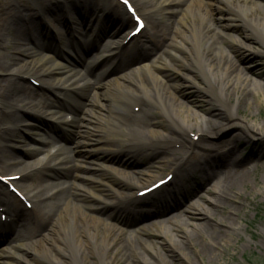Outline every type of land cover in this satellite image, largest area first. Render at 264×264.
Returning <instances> with one entry per match:
<instances>
[{"label":"bare ground","instance_id":"1","mask_svg":"<svg viewBox=\"0 0 264 264\" xmlns=\"http://www.w3.org/2000/svg\"><path fill=\"white\" fill-rule=\"evenodd\" d=\"M26 1L31 6L27 5L24 0H5L6 6L3 8V17L0 19V48H9L5 54L6 60L0 57V69H9L10 74L9 78L0 80V121L17 119L16 111L20 107H24L35 112H47L56 120L58 125H63L65 128H79L82 130L80 132L83 135L81 140L77 141L75 148L69 150V152L73 153L72 161H74L72 167H68L65 170L66 172L72 170V173L67 176L70 182L63 180L53 186L54 184L49 180L46 179L47 182L41 179L44 184L39 185L37 188L34 187V184H26L24 181L34 174L44 178L58 173L59 169L64 170L63 164L68 163L70 159L68 155L65 156L64 148L59 143H54L52 139V144L57 147L53 154L54 158L53 160L49 159L44 164L43 161L25 160L12 155L5 144H0V175L5 178L18 176L17 180L8 181V183L14 186L15 184L18 185L15 187L19 190L21 196H24L28 202L29 200L33 202V212H29L25 206L21 205L23 203L22 199L11 192L7 184L0 180V212L5 214V219L8 215V224H14L15 222L16 227L26 226L27 229H20L16 233H14L15 230L8 228L6 231H0V242L5 240L0 245V264H96V262L97 264H113V257L109 258L108 254L119 249L117 247H120L121 255L125 259L126 264H131L128 262L127 250L126 248H121L119 239L126 234L136 238L141 243L147 244L148 241H143L140 235L148 232V226L140 225L128 230V225L132 218H127L125 213L136 212L140 213L139 215L135 214L138 217H149L155 214H163L169 208H174L173 206L180 202L179 199L182 200L186 195L181 193L182 190H178L182 188L186 179L192 180V177L193 179L195 178V176H192L193 172H200L202 177L199 178L202 180L210 178L207 173L209 170L216 169L217 173L224 172L223 182L229 188H233L235 180L231 183L233 180L230 176L231 168L243 162L245 163V160L251 158H245L244 154H241L237 149V143L241 139L239 135L212 146V144H206V142L196 144L185 133H189V129L195 127L194 135L199 136V138L203 136L202 138H204L207 134L218 133L226 127L235 124L240 130L247 131L246 133H251V130L254 131L256 136L254 135L253 137L264 140V125L255 124L253 125L254 129H252L249 123L235 119L232 114L235 108L234 105H225L226 108L222 107L229 114L226 118H221L218 108L206 110V113L202 114L198 110L183 108L181 103L175 99L168 101L159 90L157 95L151 93L148 90V86L152 84L154 86L158 83L159 79H161L162 69L174 67L167 60L172 51L169 44L163 47L161 52H158L151 60L143 59V56L150 51L160 47L147 34L144 38L133 42L132 45L130 43L133 37L129 38L125 43L116 45H113L112 42L109 43V41L103 42L102 40V43L97 45L101 52L110 48H115V51L108 55H100L99 60L90 67L89 75L82 76L79 70L77 73L73 72L72 70H74L76 64L83 61L82 54L76 53L75 60L64 55L63 52L57 54V46H53L54 44L49 42L47 34L48 36L49 33L52 35L54 30L53 42L58 38L60 45L70 50L73 48L72 53H74L75 51H80L81 48L85 49L92 35L96 38L97 44L99 42V34L106 36L111 31L109 36L112 37L121 30L127 29L134 23L132 16L125 11H116L111 7H103V5L98 7L100 5L96 6L94 4L97 1L104 0ZM212 1L159 0L155 6L151 0L143 2L135 0V5L136 11L140 16L146 17L147 23L155 28L157 26V14L167 12L172 5H181V12L188 13L193 7L202 9L204 5H208ZM235 10L237 11L235 12L237 19H240L254 34L253 39L249 36L245 37L246 39H242L236 34H232L231 29H235V33L239 29L238 25L232 23H224L223 26L230 29H226L227 32L217 27V31L211 34H208L211 30V25H207L205 28H198L193 25L191 38H189V42L187 41L189 46L184 47V50L188 49V53L197 68L191 64L189 66L191 68L194 67L195 71L198 70V73L209 86V90L206 92L211 94L216 102H223L225 98H228L229 92L230 94L235 93L237 84L240 85V89H245L248 85L254 93H260L264 98V84L253 79L256 76L249 78L248 74L238 67L232 54V52L238 55L247 54L248 43H250L248 40L260 43L264 47V0H237ZM67 12L70 14L67 15ZM39 15H42V17L48 15L56 26L52 25L50 31L44 24L37 21V16ZM224 15L226 14L224 13ZM224 15L222 12L220 13V17H225ZM67 16L78 19L76 20L79 26L78 32H80L78 34L71 29L70 36H72L73 41L75 38L76 42L81 41L82 37L86 38L82 43L69 42L70 36H63L61 28L65 24L67 25V21H69ZM135 26L131 30H134ZM97 28H99V31L95 32ZM65 29L67 31V27ZM75 29L77 30V28ZM144 29L145 27L140 33ZM157 30L158 27L155 28V32ZM75 35L76 37H74ZM127 35L128 32L124 38ZM175 35L176 31H171L169 38L174 41ZM45 37L47 38L45 39ZM95 38L91 42L94 45ZM227 39H229V48L220 46V41ZM28 41H31L32 45L28 46ZM144 43L148 48L140 51L139 46ZM201 43L204 44L206 50L208 49L212 53L211 56L205 58ZM47 45L51 49L47 48ZM71 45L72 47H70ZM217 53L223 59H214ZM262 54H264V51ZM19 55H23L24 58L18 57ZM29 57L32 60L28 61ZM19 60L22 64L16 69L11 68L19 63ZM131 60L135 63L128 65L127 69H131L133 76H138V78L127 79L119 77L107 84L99 82L102 77L114 73ZM106 64H108L107 70L99 74L98 76L100 77L93 76L97 66H106ZM232 68H235L237 72L235 83L230 82L231 80L226 77ZM42 75L54 79L53 84L50 85V87L53 85L51 90L54 89V92L59 94H69L71 103L61 99L52 101L39 95L31 97L29 93L31 87L22 81L25 79L29 80L28 76ZM256 75L259 79L264 80V73ZM42 82L46 83V81ZM155 89L157 88L155 87ZM89 90L92 91L93 98L86 106H89L91 115L87 121L79 124L77 108L83 110V106L76 102L78 93H85ZM144 99L154 105H158L166 113L168 111L167 107L174 110L172 112L173 117L169 116V119L173 127L185 134L187 139L184 136H181L179 141L174 140L173 142V140L170 141L169 139L170 142H173L169 150L170 154L158 157L159 160L155 162L160 167H169L168 173H172V178L175 176L174 185L170 188H165L171 179L155 191L145 196H139V191L161 179L153 180L155 179V171H153L152 166L130 170L131 166L128 164L104 156V153L98 155L91 153L90 150L85 153L84 150L90 148L94 137L98 133L95 123L102 126V114H104L102 112H105V109L108 110L107 121L110 122L108 128L111 131V135L126 136V140L135 141L134 137H131L128 132L123 130L121 123L122 121L126 122L123 115L125 111L129 115L131 114L130 117H134V112H128L130 107L140 106L142 108L143 106L144 112L147 111L146 121H137V123H134V121L132 123L135 127L147 129L148 125L146 124L152 120V113H154L155 108L147 104ZM106 100L111 101V107H106L103 102ZM1 105L9 107L8 114L1 111ZM247 105L253 107L258 104L254 105L251 102L247 103ZM63 110L66 114L62 112ZM135 119L136 116L133 120ZM151 123L153 124V121ZM57 130L59 129L55 128L52 131L54 137ZM147 131L155 134L156 139L167 140L162 133L161 135L163 136H157L154 130L148 128ZM141 141L144 143L148 142L142 139ZM41 143L46 144L47 142L41 139L38 144ZM188 143L190 146L187 147ZM33 147L35 148V143ZM28 150L27 154H30V156L40 153L37 149ZM84 154L90 156L92 159L90 164L92 166L102 167V172H92L89 167L83 166ZM40 165L43 168L46 165L51 166L50 169L47 167L46 170L52 174L46 175L45 170L41 172L40 168L42 166L39 167ZM111 175H115L118 178H113ZM37 179L34 176L33 180L36 181ZM196 181L198 183H195V186L201 184L199 183L200 180ZM146 184L148 186L142 187ZM219 186L218 180H211L208 184V188L212 189L214 194L217 193V195L221 193ZM160 190L161 192H159ZM196 197L197 202H189L182 210L183 215L186 216V223L168 221L171 225L170 229L160 224L161 226L155 230V234L161 237L175 236L176 232L181 230L180 227L184 226L183 224L191 223L197 226L200 224L197 223L199 219L213 217L209 205H213L215 202L204 195L196 194ZM145 205L149 206L145 208ZM149 207H152V210ZM232 211L233 209L229 212L231 219ZM47 220L49 221L48 223H46ZM1 223L5 224L6 221ZM234 224L235 222L233 221L226 223L225 226L230 227V229L224 231V233L220 231L219 235L214 238L203 232V235L210 242L209 248L211 246L216 248L215 246L218 245L219 241L230 233ZM100 228L105 232L103 240L97 239L98 234L101 233ZM232 229L235 231V228L232 227ZM182 254L187 258L185 252H182ZM147 256L139 255L141 262L143 264H153L151 258Z\"/></svg>","mask_w":264,"mask_h":264},{"label":"rangeland","instance_id":"2","mask_svg":"<svg viewBox=\"0 0 264 264\" xmlns=\"http://www.w3.org/2000/svg\"><path fill=\"white\" fill-rule=\"evenodd\" d=\"M24 1L27 5L31 6L29 3H27L26 0ZM113 1L116 4V7H114V5L113 7L118 8L117 1ZM129 1L136 8L135 0ZM141 1L143 2L148 0ZM151 1L156 6L159 0ZM182 1L185 2V0ZM108 2V0H105V3L103 4L106 5L108 4ZM94 4L96 6L99 4L102 5V3L98 1ZM236 4L237 0H213L208 5H204L202 9L193 7L192 10L188 13L181 12V5H172L167 12L157 14L156 27H158V30L156 32V27L154 28L153 25L148 24L146 17L143 16L142 18L145 22V29L136 37H133L130 45H132L133 42L144 38L146 34L151 37L152 41H156L160 45V47L156 50L150 51L147 55L143 56V59L147 60H151L157 55L158 52H161L163 47L167 46L168 44L170 45L172 51L170 52V57H167V60L174 68L162 69L161 79H159L158 83H156L154 86L153 84L148 86V90L151 93L157 95L159 90L163 93L168 101H171V99H175L176 101L181 103L183 108L198 110L202 114H205L206 110H214L218 108L221 118H226L229 114L228 111L223 109L222 107L226 108L225 105H234L235 108L234 112L232 113L234 115V118L249 123V126L254 129L253 125L255 124L264 125L263 96L260 93H254L247 84V87L245 89H240V85L237 84L235 93L230 94L229 92L228 98H225L223 100L225 104L222 101L216 102L213 99V96L206 92L207 90H209V86L206 81L198 73V70H194V67H196V65L193 63V60L188 53V49L184 50L185 46H189L187 44V41L189 42V38H191L193 25L198 28H205L207 27V25H211V30L208 33L211 34L217 31V27L227 32L226 29L229 28L223 26L224 23H232L238 25L239 28L237 33H235V29H231L232 34H236L242 39L247 36L253 39L254 34L251 33L250 29L246 27L245 24L235 16V12H237L235 10ZM5 6V0H0V19L3 17L2 12ZM220 11L223 13V15L224 13L226 14L224 15L225 17H220ZM68 14L70 13L67 12V15ZM68 17L69 16H67V20L69 21L66 20L68 22L67 25L65 24V26H62L61 28L63 36H70L71 29L79 34L80 31L78 32L79 26L77 24L78 19ZM37 21L41 22V24H44L47 28H49V30L50 28L52 29V25L56 26V24L52 20H50L48 15H46L45 17H42V15L37 16ZM133 24L134 23H132V25L127 29L121 30L118 34L113 35L112 37L109 36L111 35V31L109 32V34L107 33L106 36L100 35L98 32L99 42L97 44L96 38L92 35L88 40L89 43L87 47L85 48L87 50L84 51L85 49L81 48L80 51H75L74 53H72V51L74 50L73 48L72 50H70L60 45V41L58 38L55 42H53V35H55L54 30L52 31V35L49 33V36L47 34V37L49 39V42H52V44H54L53 46H57V54L63 52L64 55L71 57L73 60H75L76 58V53L82 54L83 61L79 64L77 63L74 70L72 71L77 73L79 70V73L82 76H86L90 74V67L99 60L100 55H108L111 52L115 51V48H110L106 49V51L101 52L97 45L102 43V40L103 42H112L113 45L125 43L126 37L124 38V36L125 34H127V32L129 34V32L132 31L131 29L134 27ZM66 27L67 31L65 29ZM75 28H77V30ZM98 29L99 28L95 29V32ZM171 31H176L174 41L169 38V33H171ZM47 37H45V39ZM74 37H76V35ZM94 38L95 45L91 43ZM84 40H86V38L82 37L81 41L79 40L78 42H76L75 38L73 41L72 36H70L68 41L72 43H82V41ZM248 41L250 43H248L249 47H247V54L238 55L235 52H232V54L234 55V59H236L238 67L243 69L244 72L248 74L249 78H253L256 76V78L253 79L258 80L259 82L264 84V80L259 79V77L256 75L259 73H264V54H262L264 51V47L260 43H256L252 40ZM28 42V46L32 45L31 41ZM201 44V48H203L202 52L205 58L211 56L212 53L208 49L206 50L203 43ZM220 46L229 48V39L221 40ZM46 47L51 49L48 45ZM70 47H72V45ZM147 48L148 46H145V43L139 46L140 51H142V49L146 50ZM5 49L0 48V57H3L6 60L5 54L7 53L9 48ZM18 57L24 58L23 55H19ZM214 59L221 60L223 59V57L219 53H217L214 56ZM29 60H32V58L28 59V61ZM134 63L135 62H133L132 60L129 61L114 73L106 77H102L99 82L107 84L119 77L127 79L138 78V76H133L131 69H127L128 65H132ZM21 64L22 63L19 60V63L15 64L11 68L16 69ZM190 64L194 67L191 68L189 66ZM107 66L108 64H106V66H97V69L95 70V72H93V76L96 75L97 77H100L98 75L104 73L107 70ZM9 77V69H0V80ZM226 77L231 80L230 82L235 83L237 77L235 68H232L228 72ZM28 78L29 80L25 79L22 82L31 87V91L29 92L31 97L39 95L52 101L61 99L65 102L71 103V97L69 94H59L58 92H54V89L51 90L53 85L51 87L50 85L53 84L54 79H51L44 75L32 77L28 76ZM239 80L241 79L239 78ZM42 81H46V83H43ZM155 87L157 89H155ZM92 98L93 93L90 90L86 91L85 93H78L76 102L83 106V110L77 108V119L79 120V124L83 121H87L90 118L91 110L89 106L86 105L90 103ZM144 101L151 107L155 108L154 113H152V120L150 122H147L146 124L148 125L147 129L150 128L154 130L157 133V136L164 135L163 137L168 141L164 139H156L155 134L149 133L147 129L135 127L133 125L132 122L134 121V123H137V121H146L147 111L144 112L143 106L142 108L140 106L135 108L134 106H132L128 110V112L130 111V113L131 111L135 113V120H133L134 117H130L131 114H127L126 111L123 114L126 120V122L122 121L121 123L123 130L128 132L131 137H134L135 141L126 140V136L111 135V131L108 128V124L110 122L107 121V117L109 116L108 110L105 109V112H102L104 113L102 114V126H99L97 123H95V127L98 130V133L94 137L90 148L85 149L84 152L86 153L90 150L91 153L98 155H102L104 153V156H108L118 160L119 162L128 164L129 166H131L130 170L142 169L148 166H152L153 171H155V179L153 180L164 177L165 174L169 171V167H160L158 166V164H155V162L159 160L158 157L170 154L169 150L172 147L174 140L179 141V138L181 136L190 137L196 144L206 142V144L209 143L214 146L220 144L221 142L235 138L233 137L235 135H239L241 139L237 143V149L241 154H244L245 158H251L245 160V163L243 162L242 164L231 168L230 176L233 178L231 183L235 180L233 188H229L226 183L223 182V177L225 176L224 172L217 173L216 169L209 170L207 173L209 174L210 178L206 180H202L199 178L202 177L200 172H193L192 176H195V180L192 177V180L186 179L184 181L182 188L178 191L182 190L181 193H185L186 195L182 200L179 199L180 202L174 205V208H169L168 210L164 211L163 214H155L149 217H138L135 214L139 215L140 213L136 212H130L129 214L125 213V216L127 218H132V221L128 225V230L133 229L135 226H148V232L142 233L140 235L143 241H148L147 244H144V242L141 243L136 238L130 237L126 234L120 237L119 243L121 248H126L127 250L126 255H128L129 257L128 262L131 264H143L141 262V259L139 258V255L142 254L146 256L148 255L149 258H151L153 264H262L264 262V140L253 137L254 135L256 136L254 131L251 130V133H246L247 131L240 130L235 126V124L226 127L218 133L207 134V136L205 135L204 138H202L203 136H201L202 139L199 138V136L194 135L196 128L192 127L189 129V133H185V136V134L173 127L171 120L169 119V116L173 115L172 112L174 110L167 107L168 111L166 113L158 105L152 104L147 99H144ZM103 102L105 103L107 108L108 106L111 107L112 105L110 100H106ZM251 102L254 105H258H252L253 107H249L247 103ZM1 111H4L6 114H8L9 107L1 105ZM62 112L66 114L64 110ZM16 113L17 119L0 121V144H5L6 147H8V151L12 155L25 160L43 161V163L45 164L49 161V159L53 160L54 158L53 154L55 153L57 147L55 144H52L51 140L53 139L54 143H59L60 146L64 148L65 156L68 155L70 158L68 163L63 164L64 170L59 169L58 173L48 175L52 173L47 172L46 169L47 167L48 169H50L51 166L46 165V167L43 168V166L40 165L39 167L42 166L40 168V171L42 172L45 170V174L48 176L43 178L42 176L34 174L24 182L26 184H34V187L36 188L39 185L44 184L43 182H41V179H43L44 181L49 180L52 184H54L53 186H55L57 182H61L63 180L70 182V179L67 178V176L72 173V170L69 172L65 171L68 167H72L74 163V161H72L73 153L69 152V150H73L76 146L77 141L81 140V136L83 134L80 131L82 130L76 127L65 128L63 125H58L56 120L52 118V116L47 112H35L30 109L20 107L16 111ZM152 121L153 124L151 123ZM55 128L59 130L55 132L56 136L54 137L52 131H54ZM161 133L163 135H161ZM41 139H43L47 143L38 144ZM141 139L148 142H145V144L143 141H141V143ZM169 139L170 141L173 140V142H170ZM34 143L35 148L33 147ZM188 146H190L189 143L187 144V147ZM28 149H37L40 153L34 156H30V154H27L29 151ZM83 156V166L89 167L91 169L90 171L92 172H102V167H94L90 164L92 159L89 155L84 154ZM34 176H36L39 180H33ZM111 177L118 178L115 175H111ZM196 180H200L199 183L201 184L195 186V183H198ZM211 180L219 181V187L221 188L220 194H214L212 189L208 188V184ZM173 181H175V176L168 183V185L165 186V188L172 187L175 183H173ZM15 186L18 185L15 184ZM145 186L148 185L146 184L142 187ZM159 192H161V190ZM196 194L210 197L211 200L215 202V204L209 205V209L213 213V217H204L202 219H199L197 223L200 224L197 226H194L191 223L183 224L184 226L180 227L181 230H178L175 236H157L155 234V230L161 226L160 224L170 229L171 225L170 223H168V221H178L181 223H186V216L183 215L182 210L186 207V205L189 204V202H197ZM22 202L23 203H21V205L23 207L25 206L29 212H33L32 200H29L28 202L24 197L22 198ZM146 206L149 205H145V208H147ZM149 209L152 210V207H149ZM232 209L233 220L229 217V212ZM8 221L9 220L7 219L5 224L0 225V231H6L7 228L10 230L13 229V231L15 230L14 233H16L20 229L27 230L26 226L16 227L15 222L14 224H8ZM232 221L235 222V224L232 226L233 228H235V231L231 227L230 233L224 236L219 241L218 245L215 246L216 248H212V246L211 248H209L210 242L203 235V232H206L210 237H217L220 231H223L224 233V231L230 229V227H226L225 224ZM48 222L49 221L47 220L46 223ZM100 229L101 233L98 234L97 239L103 240L105 232L104 230H102V228ZM4 242L5 240L1 241L0 245H2ZM173 243L175 246L173 245ZM117 248L119 249L113 252H109V258L113 257V264H126L125 259L121 255L120 247ZM182 252H185L187 254V258L182 254ZM94 260L96 261V259Z\"/></svg>","mask_w":264,"mask_h":264},{"label":"snow or ice","instance_id":"3","mask_svg":"<svg viewBox=\"0 0 264 264\" xmlns=\"http://www.w3.org/2000/svg\"><path fill=\"white\" fill-rule=\"evenodd\" d=\"M123 2L127 5L129 0H123ZM137 22L139 23V27L137 28V32H139L143 28L142 22L139 21V17H136ZM5 179L4 177H0V180Z\"/></svg>","mask_w":264,"mask_h":264},{"label":"trees","instance_id":"4","mask_svg":"<svg viewBox=\"0 0 264 264\" xmlns=\"http://www.w3.org/2000/svg\"><path fill=\"white\" fill-rule=\"evenodd\" d=\"M262 264H264V262Z\"/></svg>","mask_w":264,"mask_h":264}]
</instances>
